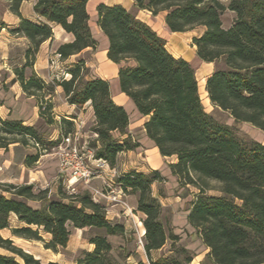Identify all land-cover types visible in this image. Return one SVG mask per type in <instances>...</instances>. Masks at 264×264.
I'll return each mask as SVG.
<instances>
[{
	"label": "trees",
	"instance_id": "16d2710c",
	"mask_svg": "<svg viewBox=\"0 0 264 264\" xmlns=\"http://www.w3.org/2000/svg\"><path fill=\"white\" fill-rule=\"evenodd\" d=\"M7 1L10 11L20 17L18 26L9 32L29 43L25 64L15 68L13 82H18L27 96L40 100V118L54 125L47 96L54 93L55 87L40 79L33 66L41 45L53 38V24L74 37L73 42L57 49L61 62L88 48H98L90 27L89 0H37L35 13L44 20L39 22L20 16V6L27 0ZM133 1L139 11L147 10L154 16L165 14V23L172 32L202 29L193 45L200 60L214 64L205 85L211 106L235 123H248L264 131V0ZM228 11L235 14V19L225 29L222 18ZM97 17V25L109 43L107 58L119 66L121 91L147 118L146 136L162 157L176 159L168 167L178 184L199 191L188 210L187 222L208 250L206 258L212 264H264V145L240 136L234 127L207 112L195 69L184 59L173 57L166 41L135 12L100 4ZM2 28L4 24L0 31ZM89 74L90 70L79 62L64 68L53 81L63 89L70 105L81 109L90 104L95 124L88 148L96 159L115 168L118 156L135 151L139 144L127 133L129 114L112 100L109 83L87 80ZM57 129V138L49 140L51 145L47 146L42 144L36 126L0 117V149L7 151L14 144L33 147L36 154L25 160L30 166L42 153L56 149L63 137L77 131L74 122L67 120H61ZM164 181L158 171H131L116 179V184L126 194L136 196L135 211L144 216L147 264H192V252L178 245L175 234L167 233L160 199L153 194V185ZM208 181L219 183L218 196L206 194ZM0 190V249L8 252L0 254V264H44L1 235L10 227L12 215L26 225L13 229V236L42 242L53 252L67 248L70 228L92 231L89 244L93 250L82 251L76 264H127L132 256L121 249L116 251L109 240L125 238L126 227L107 220L106 208L95 203L89 193L70 195L60 184L61 199L53 200L48 189L34 185H3ZM159 196L163 197L161 190ZM29 202L39 203V208ZM168 241L172 242L169 254L154 260L152 253Z\"/></svg>",
	"mask_w": 264,
	"mask_h": 264
},
{
	"label": "crops",
	"instance_id": "0c3cea01",
	"mask_svg": "<svg viewBox=\"0 0 264 264\" xmlns=\"http://www.w3.org/2000/svg\"><path fill=\"white\" fill-rule=\"evenodd\" d=\"M100 1H102L100 4H104L107 7L122 6L126 10H129V11L136 10L135 13L138 19L146 23L147 25H149L154 31H156L159 34L161 38H163L166 41V48L173 57L177 59L182 58L188 63H190L191 65L193 64V62L204 63L208 66H211L212 68V71L210 72L209 76L213 73L214 64L205 63L197 57L196 47L193 45V39L195 37L192 38V48L186 51V48L184 46V41H185L184 36L188 32H182V33L172 32L165 23V14H159L157 16H154L151 12L147 10L139 11L135 8V3L133 0H100ZM36 3H37V0L24 1L20 6V10H19L20 16L32 22L44 21L39 16H37V14L35 13L34 7ZM89 4L90 2H88L87 4V10H88ZM91 8L93 9V7ZM91 12L92 10L90 11V13ZM90 16L92 17V14ZM225 18H227V21H224ZM90 19H91L90 20L91 23L92 21H94V25L91 26V31H92L94 39L98 42V48L96 49V52L94 49L88 48L86 50H83L79 54L73 55L70 58L65 59L64 61L60 62V64L58 65L56 69H53V67L49 63L50 59L53 57V54L57 51L59 46L71 43L74 40L73 35L65 32V30L61 26L53 24L52 25L53 38L51 40L44 42L41 45L40 51L36 57V60L33 66L35 74L40 79H42L47 85H51L55 87L54 93L51 95H48L47 100L52 105V108H53L52 114L54 117L53 119L55 121L56 129L61 120H67V121L74 122L77 130H80V133H81L80 135L81 149L84 150L88 148L87 145H88L89 139L91 138V130L95 124V117H94L92 107L90 106V104H86L83 108L78 109L76 106L70 105L67 102L63 89L60 86L55 85L53 81L54 77L58 75L62 70H64V68H67V67L72 68L77 63L82 62L84 63L85 67L89 69L91 72V74L87 76L86 79L87 80L101 79V80L107 81L110 85V92H111L112 100L114 101L116 105L123 107L126 110V112L129 114L130 124L127 129V133L133 137V133L131 129L132 128V125H131L132 117H135L141 123L140 128H141V133L143 137V142L148 144V147H149L148 151H146L149 153V155L147 156V159L149 161V169L148 168L146 169L145 167H134L131 169L126 167V169H130L136 172H141L144 174H149L152 171H158L161 173V175L163 174L162 176L164 177L166 181V176H165L166 172L162 173V166L165 165L164 164L165 160H168V158L162 157L159 153V150L155 147L154 143L146 136L144 124L147 118H144L143 116L139 114L133 101L129 97H127L125 94H123L121 91L119 79H118L119 66L107 58L109 43H108V39L102 33V31L97 25V20H98L97 14L96 16ZM234 19H235L234 13L230 11L226 12L222 18L223 28L229 29L232 26ZM19 22H20V17L10 11L9 2H8L6 10L3 11L2 13L0 12V25L4 24V27H5L1 29L0 35L2 34V31L6 30L9 32L10 30L16 28ZM19 38L22 40H26L23 37H19ZM26 42L27 44H29L27 40ZM99 42L101 43L100 51H98ZM86 55L88 56L86 57ZM10 57H11V54L9 52L8 54L2 55V57L0 58L2 62H5V61L8 62L10 60ZM24 64H25V52L23 56V65ZM22 66H19L18 68H21ZM2 69H3V63H2V67H0V72H2ZM60 69L62 70L60 71ZM196 77H197V74H196ZM15 79L16 77H9L7 80L9 83H7V81L5 82V84L7 85L9 84V86L6 87L9 90V92L8 94L0 95L1 97L0 101L2 105L0 107V117L2 119L22 121L25 126H37L39 123L43 121L39 116L38 102L36 101V98L27 96L23 92L20 84L18 82H13V80ZM206 79H204V81H206ZM15 88H18V91L13 93V90H16ZM14 95H17L16 100L13 99ZM22 103L27 107V109L22 114V117H16L15 112L14 111L11 112L10 109L15 107L16 104L21 105ZM3 110H5L6 112H4ZM56 132L58 134V129L56 130ZM55 139H50V141L55 140ZM138 144H139V147L136 150L141 148L140 144L142 143L138 142ZM0 150H3L5 154L4 156H0V184H12L13 185L15 184L14 182L18 181L19 183L34 185L36 188H38L37 183H39V181H35V179H30L29 182H27L28 181L27 172L29 171V166H27L25 162L28 156H32L36 154L35 149L31 146H22L19 144H14V145H11L7 151H5L4 149H0ZM133 152L134 151H129L126 153L131 154ZM126 153L125 152L121 153L118 156V159L122 155L125 156ZM15 158H17V163L20 164V167L22 168L21 172L18 175H14V174L9 175L8 173L6 174L10 166L15 163ZM171 159H173V161L169 162L166 165L167 170H168L167 172L170 173V176H172V178L177 179L171 174V171L168 167L169 164L176 162V159L174 157H172ZM121 166L123 165L120 163V164H117L116 167L114 168L116 169V172H117L115 181L116 179L129 173V172H126L125 170H121L122 169ZM11 170L13 171V169ZM107 179H109L108 173L103 174L99 178H95L92 181V187L96 189H100L101 187H103L104 182ZM33 182H36V183H33ZM60 184L61 183H57L54 189L52 188L48 189L50 192L51 199L53 200L61 199L59 197ZM156 184H160V183H156ZM156 184H154L153 187ZM79 188L84 189L85 190L84 193H89L91 195V190H89L88 188L84 186H81ZM0 193H1V190H0ZM157 194H158L159 199L162 198L161 196H159V190L157 191ZM6 196L9 198L11 197L10 194H6ZM129 196L131 195L127 194L126 200L128 199ZM134 200H135L134 205L131 207L136 209L137 198L135 197ZM100 204L106 208L107 220H109L112 223L124 225L126 227V231H127L126 237L125 238L121 237V239H123L124 242H128V240L131 238V234H130L131 229L129 227L131 220L129 218H126L121 208L110 205V203H108L106 200L101 199ZM29 205L32 206L33 208H39V203L37 202H29ZM140 215L142 214L137 213V216H140ZM141 218L143 220L144 216L142 215ZM23 227H26V225L21 223L15 215H12L10 218V227L8 229L1 231V235L5 239L12 240L15 246L33 255L36 259L40 260L44 264H47L49 262H58L60 264H63L60 261L49 259L46 257L47 252H53V251L47 250L44 248L43 249L44 253H43V251H40L37 248H35V245H38L39 243L38 241H32V240L29 241V240L18 238L12 235L11 231L13 229H18V228H23ZM33 228L35 229V227ZM75 230L83 231L79 229H75ZM144 233H145L144 228H142L141 234L144 235ZM117 238L118 237H109V240L111 243H113L112 240H115ZM168 242L165 244V246L162 249L152 253V258L154 260H157L169 254L172 242L170 241L171 244L169 245V247H168ZM89 246L93 248L92 245L89 244ZM120 246L124 247V245H120ZM91 250L93 249L85 250V251H91ZM206 251L208 252L207 249ZM53 253L56 254L57 252H53ZM0 254L8 255V252L0 249ZM144 256L146 258L145 251H144ZM154 256H156V258H154ZM132 258H133V255L130 257V259ZM75 262L74 264H76ZM142 262L144 261L142 260Z\"/></svg>",
	"mask_w": 264,
	"mask_h": 264
},
{
	"label": "rangeland",
	"instance_id": "374dc122",
	"mask_svg": "<svg viewBox=\"0 0 264 264\" xmlns=\"http://www.w3.org/2000/svg\"><path fill=\"white\" fill-rule=\"evenodd\" d=\"M90 4L88 6V11L92 10L90 15L92 14L93 18L97 14V6L102 1L100 0H89ZM8 5L7 0H0V12L6 10ZM93 7V9L91 8ZM133 12H136V10ZM91 20V19H90ZM224 21H227V18L224 19ZM91 23V22H90ZM94 25V21L90 24V27ZM203 32L202 29L196 28L193 31H190L186 33L184 46L187 50H190L192 48V38L198 37ZM0 57L2 55L8 54L10 52L11 57L8 62H2L0 58V67H2L3 63V69L2 72H0V95L8 94L9 90L6 88L9 86V84H5V82L8 80L9 77H16L14 74L15 68L23 65V56L24 52H26L27 48L29 47V44H27L26 40H22L19 38V36L12 35L8 31H2V34L0 35ZM95 50V49H94ZM101 50V43L99 42V49ZM96 52V50H95ZM93 52V53H95ZM88 55H86L87 57ZM50 65L53 67V69H56L60 63H56V65H52V62L50 60ZM193 68L195 69V72L197 74V78L199 81V93L202 99V102L204 106L206 107L207 112L212 113V115L219 121L226 123L236 129L238 134L243 137H247L250 139H253L260 144L264 145V131L254 127L251 124L248 123H235L234 120L227 114L221 113L219 111L214 110V108L211 106L210 101L207 97V92L205 90L206 79L210 72L212 71L211 66H208L204 63L199 62H193L192 64ZM62 69H60L61 71ZM63 71V70H62ZM28 75L30 74V70H28ZM91 74V72H90ZM89 74V75H90ZM7 83H9L7 81ZM16 90H13V93L18 91V88H15ZM17 95H14V98L16 100ZM1 98V97H0ZM12 99V98H11ZM36 101L39 103L40 100ZM1 103V101H0ZM27 107L22 103L21 105L16 104L15 107L11 108V112H15L16 117H22V114L25 112ZM6 112L5 110H3ZM3 112V113H4ZM131 125H132V133L133 137L136 139L137 142H141V148L134 151L133 153L129 154L126 153L125 156H120V158L117 161V164H122L123 166L121 170H125L126 172H131V168L134 167H145L146 169H149V161L147 159V156L149 155L148 152V144L143 142V137L141 133V123L138 119L135 117L131 118ZM38 131L40 132V135L42 136L44 142L42 144H45L47 146H50L49 143L50 139H55L57 137L56 132V126L54 125H47L44 121L39 123L37 126ZM43 146V145H40ZM3 153V154H2ZM33 153V152H31ZM3 150H0V156H4ZM173 159L168 158V160H165V165L162 166V173H165L166 181L156 184L154 187H152L153 194L158 197L157 191L161 190L163 192V197L160 198L162 203V217H163V223L165 225L167 233L172 232L175 234L179 239L178 245L183 246L190 250L194 256V261L192 264H212L207 258V251L205 246L203 245L200 237L197 235L196 231L189 226L187 222V216H188V210L190 208L191 203L195 200V198L199 195V191L197 188L189 186L184 187L178 184L177 179L172 178L170 176V173L167 172L166 165L169 162H172ZM130 168V169H126ZM13 169V171L11 170ZM20 164L17 163V158H15V163L10 166V168L7 170L6 174L9 175H18L21 172ZM163 175V174H162ZM60 166L58 158L54 152V150L51 148L46 153H42L40 156V159L38 162L33 163L29 166V171L27 172V182H29L30 179H35V181H39L37 183V186L39 189H54V187L57 185V183L60 182ZM13 185H22V183H19L18 181L14 182ZM36 183V182H33ZM3 185H10V184H0V186ZM220 185L219 183L215 181H208L207 186V195L209 196H218ZM102 188V187H101ZM79 194H83L85 192L84 189L78 188ZM79 195V196H80ZM136 196H129L127 199V202L130 206L134 205V199ZM142 215L138 216L136 221V225L131 221L129 224V227L131 229V238L128 240V242H124L121 237H118L113 241V246L118 251L121 249L123 253L125 254H132L133 258L127 260V264H137L138 261H144L145 264H147V260L144 256V250L142 246L139 243V235H141V230L143 227L142 222ZM141 222V224H140ZM15 226V225H13ZM71 229V238L70 243L66 249H59L56 254L53 252H47L46 257L49 259L60 261L63 264H74L75 260L79 257L80 253L84 250H90L93 249L89 246V239L94 236V233L92 231H77L74 228ZM139 232V233H138ZM5 235V234H4ZM45 241H48V236L43 235ZM170 241L168 242V247L170 245ZM124 245V247L120 246ZM35 248H37L40 251H43L44 243L39 242L38 245H35ZM138 252V253H137ZM44 253V251H43ZM136 257V259H135ZM156 258V256H154ZM142 259V260H141Z\"/></svg>",
	"mask_w": 264,
	"mask_h": 264
},
{
	"label": "built area",
	"instance_id": "2783aa9c",
	"mask_svg": "<svg viewBox=\"0 0 264 264\" xmlns=\"http://www.w3.org/2000/svg\"><path fill=\"white\" fill-rule=\"evenodd\" d=\"M60 59L61 56L55 52L50 60L52 65H56L61 62ZM58 77L59 75L55 76L57 79ZM64 78L70 77L64 75ZM80 135V130H77L73 135L63 137L61 144L54 149L59 161L61 184L70 195H78V188L81 186L88 188L95 203L100 204V200L103 199L110 205L121 208L126 218L137 226L135 221L138 219L137 212L128 204L127 194L116 184V169L111 168L107 161L96 159L89 148L81 149ZM105 173H108L109 179L104 182L103 187L93 188L92 181ZM143 237L144 235H139V243L144 249Z\"/></svg>",
	"mask_w": 264,
	"mask_h": 264
}]
</instances>
